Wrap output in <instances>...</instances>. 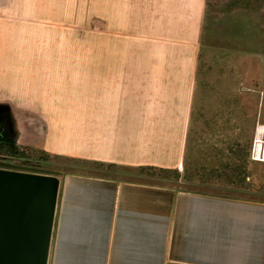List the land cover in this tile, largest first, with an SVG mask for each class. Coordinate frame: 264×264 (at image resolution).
I'll use <instances>...</instances> for the list:
<instances>
[{"label":"crops","instance_id":"obj_1","mask_svg":"<svg viewBox=\"0 0 264 264\" xmlns=\"http://www.w3.org/2000/svg\"><path fill=\"white\" fill-rule=\"evenodd\" d=\"M205 7L0 0V104L18 143L122 170L169 169L171 109L185 107L194 70L185 60L199 49ZM88 179L95 194L67 195L58 213L50 264H264L263 202Z\"/></svg>","mask_w":264,"mask_h":264},{"label":"rangeland","instance_id":"obj_2","mask_svg":"<svg viewBox=\"0 0 264 264\" xmlns=\"http://www.w3.org/2000/svg\"><path fill=\"white\" fill-rule=\"evenodd\" d=\"M185 61L187 68H194L193 77L186 86L185 107L171 109L175 121L169 123V153L163 155L164 163L178 170L180 177L167 174L165 179L163 174L152 177L122 169L109 172L24 149L27 156L20 168L55 172L63 180L60 214L65 212L67 195L95 194L91 177L144 181L177 191L264 203V153L253 156L256 139L264 151V0H206L199 49ZM13 109L15 114L17 106Z\"/></svg>","mask_w":264,"mask_h":264},{"label":"water","instance_id":"obj_3","mask_svg":"<svg viewBox=\"0 0 264 264\" xmlns=\"http://www.w3.org/2000/svg\"><path fill=\"white\" fill-rule=\"evenodd\" d=\"M63 180L58 173L0 168V264H50Z\"/></svg>","mask_w":264,"mask_h":264},{"label":"flooded vegetation","instance_id":"obj_4","mask_svg":"<svg viewBox=\"0 0 264 264\" xmlns=\"http://www.w3.org/2000/svg\"><path fill=\"white\" fill-rule=\"evenodd\" d=\"M24 146L18 143L17 127L10 110L4 104H0V168L12 169L24 166L20 162L25 157H19V154L25 152Z\"/></svg>","mask_w":264,"mask_h":264},{"label":"trees","instance_id":"obj_5","mask_svg":"<svg viewBox=\"0 0 264 264\" xmlns=\"http://www.w3.org/2000/svg\"><path fill=\"white\" fill-rule=\"evenodd\" d=\"M191 132V131H190ZM190 134V133H189ZM26 150H29L33 153H37V154H40L42 153L43 155H45L46 157H55V158H65V159H68L70 161H74L76 163H80L82 165H90V164H93V165H96L97 167H105V170L107 169V171L109 170L112 171V170H116V169H120L121 167L116 165V164H113V163H106V162H98V161H91V160H84V159H77V158H69V157H63V156H59V155H48L44 152H38L37 149L35 148H31V147H27L25 148ZM27 156V153L26 152H22L19 154V157H26ZM229 164H226L228 165L227 168L228 169H231V167H229ZM178 169V168H177ZM138 174L140 175H144L146 172H148V176H158L159 175H162L164 176L165 179H167V174H172L174 175V178H178L180 177V172H178V170H172V169H166V168H158V167H154V166H141V167H137L134 169ZM233 172L234 170L231 169ZM183 173L185 174L186 173V169H185V166H184V169H183ZM238 174V172H235V175ZM229 175V174H227ZM80 176V175H79ZM162 176V177H163ZM86 177V176H85ZM87 177H91V176H87ZM92 178V177H91ZM93 178H100V179H111V180H118V179H115V178H110V177H93ZM159 186V185H158ZM166 187V186H164ZM169 188V187H167ZM172 189V188H171ZM185 192H191V193H198V194H204V195H212V196H216V195H213L211 193H208V192H196V191H185ZM220 197H227V196H220ZM230 198H233V197H230Z\"/></svg>","mask_w":264,"mask_h":264},{"label":"bare ground","instance_id":"obj_6","mask_svg":"<svg viewBox=\"0 0 264 264\" xmlns=\"http://www.w3.org/2000/svg\"><path fill=\"white\" fill-rule=\"evenodd\" d=\"M261 127H259V130L261 131ZM258 144V139H256L255 141V145H254V150H253V156L256 157L259 153H260V156L262 154V152L264 153L263 149L260 150V145H257ZM263 158V157H262Z\"/></svg>","mask_w":264,"mask_h":264}]
</instances>
